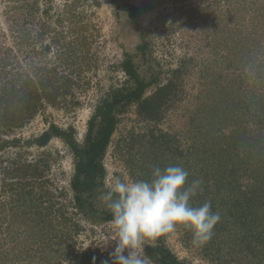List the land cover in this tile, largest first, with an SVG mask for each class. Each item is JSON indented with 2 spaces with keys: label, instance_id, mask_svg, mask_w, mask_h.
Segmentation results:
<instances>
[{
  "label": "rangeland",
  "instance_id": "rangeland-1",
  "mask_svg": "<svg viewBox=\"0 0 264 264\" xmlns=\"http://www.w3.org/2000/svg\"><path fill=\"white\" fill-rule=\"evenodd\" d=\"M122 1L0 0V83L11 80L18 69L34 78L36 70L44 66L55 67L56 78L68 74L72 81L69 91L61 90L54 104L46 103L15 134L27 141L50 125L63 130L72 127L76 141L81 143L95 105L126 81L119 68L123 53L135 52L143 38L145 56L152 63L148 65L139 55L135 60L138 71L147 81L157 79L146 89L144 98L167 84L170 88L152 120L140 115L136 104L118 116L102 161L104 188L110 187L113 176L125 181L147 180L148 171L179 161L188 172L187 184L200 180L201 188L206 186L203 199L221 216L213 232L220 231L206 245L197 246L192 243L191 230L178 226L165 235L166 248L186 264H240L253 250L264 257V245L258 244L264 238V222H255L253 214L245 213L244 205L245 193L246 199H251L260 192L262 196L257 197L264 199V17L258 18L252 0H230V5L225 0H160L132 29L128 15L119 8ZM147 1L130 2L139 6ZM260 1L264 2L257 3ZM238 6L244 7L240 19L233 10ZM43 25L55 30L47 33V44L61 32L66 40H72L74 29L84 28L88 40L75 44L76 59L70 68L60 60L66 52L61 44L54 43L50 55L41 56L42 44L34 40ZM242 35L255 41L234 51L233 43ZM24 36L28 42L22 49ZM3 62L8 63L5 68ZM22 146L0 153V171L12 159L30 164L40 161L42 176L41 181L25 182L22 197L17 196L18 189L13 196L7 193L0 183V264H80L71 257L81 252L92 253L96 264H112L115 233L110 222L94 223L73 216L83 232L72 240V255L61 247L43 246L37 238L39 233L30 232L31 226L37 230L41 227L33 218L36 209L28 211L23 202L29 203L32 197L41 204V212L45 204L39 198L46 192L56 203V212L65 203L60 189L71 195L68 181L73 158L58 138H52L42 149L31 146L26 151ZM96 203H103L100 197ZM25 218L27 225L23 224ZM51 219L49 225L63 227ZM238 220L247 228L239 227ZM236 231L238 237L234 236ZM231 239L239 248L247 247V252L241 255L239 250L231 252L226 244H218L224 240L230 244ZM210 243L221 249L219 257L213 256Z\"/></svg>",
  "mask_w": 264,
  "mask_h": 264
},
{
  "label": "trees",
  "instance_id": "trees-1",
  "mask_svg": "<svg viewBox=\"0 0 264 264\" xmlns=\"http://www.w3.org/2000/svg\"><path fill=\"white\" fill-rule=\"evenodd\" d=\"M115 1L116 0H112L113 4ZM130 1L131 0H123V3L119 8L128 15V20L132 29L136 28V23L142 14L152 11L161 2L160 0H150L136 6ZM225 1L230 5V0ZM257 1L258 0H252L251 2L253 3V7L257 8L254 11L258 13V18H262L264 17V2L260 1L258 4ZM243 2H245V0H243ZM243 6H238L239 9L238 7L233 9L236 13V19L241 18L244 11ZM45 14L48 15L49 12L45 11ZM74 31L75 37L72 39L73 41L71 39L69 41L66 40L65 34L61 32L59 34L61 38L56 34L55 37L51 38L52 42L47 44L44 43L45 37L48 36L47 33L55 32V30L49 26L47 27V25L46 27L43 25L42 29L39 30V33L35 35L34 43L40 42V44H42V47L40 48V54L42 57L50 55L51 50L54 48L52 46L54 43L61 44V47L66 49V52L62 53L63 55H60V60L63 63L65 62V67L70 68L72 66L71 62L76 59L75 56L77 51L75 49V44L80 42V44H85V41L88 40V38L86 39L85 37L84 28L78 26ZM142 39L135 52L123 53L119 68L125 74L126 81L119 87L117 86L113 88V90L108 92V94L101 98L95 105L93 113L86 123V131L81 143L76 141L75 132L72 127L63 130L55 125H50L41 135L34 137L33 139H28L27 141L22 140L20 136L17 137L15 134L18 130L22 129L28 121L33 119L39 111H42L46 103L54 104L61 90L65 89L66 91H69L72 84L71 79L68 78L70 75L64 74L62 75L63 77L58 79L55 76L57 75L55 67L47 68L44 66L36 70L34 78L29 77L18 69L16 75H12L13 77H11V80L3 82L2 84L0 83V153L7 148L19 149L22 145V147H25L26 151L27 148L29 149L31 146L42 149L50 143L52 138H58L68 147L73 158V172L68 181V188L71 195L68 196L65 190L60 189L59 196L65 198V203H61L60 208L57 209L56 212L53 209V205L56 203H53L54 201L52 202V200H50L51 194L46 192H44L43 196L39 198L44 200L42 203L45 204V207L41 208L43 213L42 211L40 212L41 204H37L32 197L29 203L26 201L23 202V204L26 205L24 208L28 211L36 209L33 218H35L37 224L41 227V230H37L31 226L30 232L39 233L37 238L39 239V243L43 244V246L50 245L52 247H61L62 251L67 255H72L73 245L75 244L72 240L79 233L83 232V227L79 220H73V216L80 215L82 220L94 223H107L112 220V216L106 209L105 205L103 203H96V206L95 201L97 197L101 196L102 191L107 190L104 188L105 169L102 161L111 137L116 130L118 116L124 112L127 107L136 104L138 106L139 114L148 120H152L154 116H158L157 113H159V108L167 98L165 95L170 88V84H167L158 88L151 97L144 98L146 89L151 84L156 83L155 81L157 79L147 81L138 71V66L135 60L139 55L146 60L147 64L149 63L148 65H151L152 63V60L145 56L147 47ZM254 41V37L247 38L242 35L241 40H238L237 43H233L232 49L234 51L239 50L242 48L243 44L245 45ZM21 42L22 49H24L25 44L27 45L28 42L27 37L24 36L21 39ZM256 42H258V40H256ZM8 51H10V49ZM1 64L3 68L8 65L7 62ZM70 74L73 73L71 72ZM63 94H65V92H63ZM8 163V166H3L0 171V183L5 190L7 189V193L9 192L12 196L13 193L17 192V189L19 190L17 196H23L22 194L26 181H28V183L31 180L32 182L34 180L41 181L42 175H40L41 171L39 172V167L42 163L40 161L30 164L22 160L19 161L17 159H12ZM43 165L45 166L47 164L44 162ZM170 165H180V162L178 161L176 163V161H174ZM159 168L164 169L163 167ZM151 173L152 171L150 173L149 171L147 172V179L151 178ZM26 186H28V184H26ZM204 187L201 188V191L192 200L193 206L198 207L205 203L203 197L205 196L204 192H206L207 189ZM31 193L32 192H30V194ZM249 193L252 192L249 190ZM247 195L248 193H245L244 195V205L246 207L245 213H250V215L253 214L255 222H264V199L257 197V195L262 196V193L258 192L255 195L253 194V198L251 199H246ZM200 196L202 197L200 198ZM39 199H37V201ZM52 214H56V217ZM51 218H53V220L54 218L57 219L63 227L59 228L49 225L48 223L52 220ZM41 221L44 223L40 224ZM23 224H28L26 218L24 219ZM245 224V222L244 224L240 222L239 227L247 228V225ZM215 229L216 227H214V230ZM218 231H220V229L214 231L213 234H216ZM235 235L238 237L237 231L234 233V236ZM252 239L254 240V235L252 236ZM164 240L165 235L155 241L149 242L145 247L147 255L153 259L154 264H186L184 261L178 260V258L166 248ZM262 240L263 241L258 243L259 245H264V238ZM236 242L234 239H231L230 244H227L225 240L218 244H226L230 247L231 252L235 250H239V254L245 252L247 247L244 248L240 246L239 248ZM209 247L215 251L213 256L219 257L221 249L219 247L214 248V243H210ZM250 254L251 257L245 255L249 258L247 259L244 257L240 264H264L261 263L264 261V257L258 256V251H250ZM237 257L235 256L233 259L235 260ZM76 259L80 264H96L98 262L90 252H81L79 255L71 257L72 261H75ZM210 259L211 261H216L215 258ZM218 259L219 258H217V260Z\"/></svg>",
  "mask_w": 264,
  "mask_h": 264
},
{
  "label": "clouds",
  "instance_id": "clouds-1",
  "mask_svg": "<svg viewBox=\"0 0 264 264\" xmlns=\"http://www.w3.org/2000/svg\"><path fill=\"white\" fill-rule=\"evenodd\" d=\"M187 177L188 172L179 165L156 167L147 180L112 177L110 187L100 196L112 216V264H154L145 251L146 245L176 231L178 226L191 230L194 245L204 246L211 240L220 213L211 211L210 202L192 205L202 182L187 184Z\"/></svg>",
  "mask_w": 264,
  "mask_h": 264
}]
</instances>
